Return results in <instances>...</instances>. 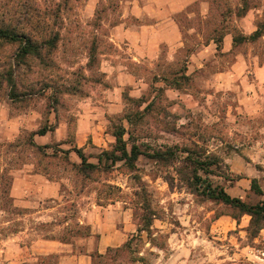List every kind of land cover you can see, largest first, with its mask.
I'll use <instances>...</instances> for the list:
<instances>
[{
	"label": "clouds",
	"instance_id": "9594fccd",
	"mask_svg": "<svg viewBox=\"0 0 264 264\" xmlns=\"http://www.w3.org/2000/svg\"><path fill=\"white\" fill-rule=\"evenodd\" d=\"M0 264H264V0H0Z\"/></svg>",
	"mask_w": 264,
	"mask_h": 264
}]
</instances>
